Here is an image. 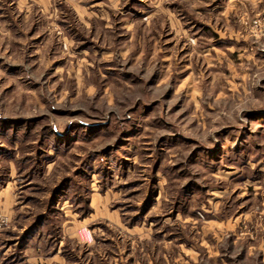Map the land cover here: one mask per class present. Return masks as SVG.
<instances>
[{
    "label": "rangeland",
    "instance_id": "obj_1",
    "mask_svg": "<svg viewBox=\"0 0 264 264\" xmlns=\"http://www.w3.org/2000/svg\"><path fill=\"white\" fill-rule=\"evenodd\" d=\"M0 264H264V0H0Z\"/></svg>",
    "mask_w": 264,
    "mask_h": 264
},
{
    "label": "built area",
    "instance_id": "obj_2",
    "mask_svg": "<svg viewBox=\"0 0 264 264\" xmlns=\"http://www.w3.org/2000/svg\"><path fill=\"white\" fill-rule=\"evenodd\" d=\"M83 235L86 236V231L83 229L80 231L79 236L82 237Z\"/></svg>",
    "mask_w": 264,
    "mask_h": 264
},
{
    "label": "bare ground",
    "instance_id": "obj_3",
    "mask_svg": "<svg viewBox=\"0 0 264 264\" xmlns=\"http://www.w3.org/2000/svg\"><path fill=\"white\" fill-rule=\"evenodd\" d=\"M84 238H86V236H85V235H83V236H82V239H84Z\"/></svg>",
    "mask_w": 264,
    "mask_h": 264
}]
</instances>
